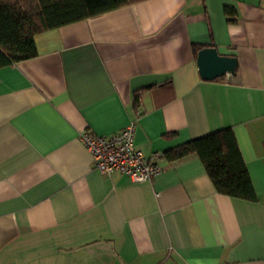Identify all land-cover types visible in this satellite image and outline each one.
<instances>
[{
	"label": "crops",
	"instance_id": "0c3cea01",
	"mask_svg": "<svg viewBox=\"0 0 264 264\" xmlns=\"http://www.w3.org/2000/svg\"><path fill=\"white\" fill-rule=\"evenodd\" d=\"M34 43L0 68V264H264V0H142ZM196 47L235 73L202 80ZM131 121L150 182L100 174L78 139ZM226 128L254 202L165 156Z\"/></svg>",
	"mask_w": 264,
	"mask_h": 264
},
{
	"label": "trees",
	"instance_id": "16d2710c",
	"mask_svg": "<svg viewBox=\"0 0 264 264\" xmlns=\"http://www.w3.org/2000/svg\"><path fill=\"white\" fill-rule=\"evenodd\" d=\"M142 0H0V68L37 56L34 37ZM200 49H194L195 55ZM135 102L137 97L135 96ZM197 156L218 194L256 201L230 128L191 140L165 154L169 161Z\"/></svg>",
	"mask_w": 264,
	"mask_h": 264
},
{
	"label": "built area",
	"instance_id": "2783aa9c",
	"mask_svg": "<svg viewBox=\"0 0 264 264\" xmlns=\"http://www.w3.org/2000/svg\"><path fill=\"white\" fill-rule=\"evenodd\" d=\"M136 121L119 132L102 136L91 130L79 133V141L91 155L93 168L102 175H123L133 183L150 182L161 168L146 158L134 144Z\"/></svg>",
	"mask_w": 264,
	"mask_h": 264
},
{
	"label": "water",
	"instance_id": "95a60500",
	"mask_svg": "<svg viewBox=\"0 0 264 264\" xmlns=\"http://www.w3.org/2000/svg\"><path fill=\"white\" fill-rule=\"evenodd\" d=\"M199 76L204 81H212L225 75H233L237 61L235 57L219 55L212 47L203 48L196 54Z\"/></svg>",
	"mask_w": 264,
	"mask_h": 264
}]
</instances>
